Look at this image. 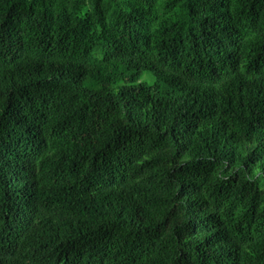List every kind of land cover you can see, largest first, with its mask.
<instances>
[{"label":"trees","instance_id":"obj_1","mask_svg":"<svg viewBox=\"0 0 264 264\" xmlns=\"http://www.w3.org/2000/svg\"><path fill=\"white\" fill-rule=\"evenodd\" d=\"M0 264H264V0H0Z\"/></svg>","mask_w":264,"mask_h":264},{"label":"rangeland","instance_id":"obj_2","mask_svg":"<svg viewBox=\"0 0 264 264\" xmlns=\"http://www.w3.org/2000/svg\"><path fill=\"white\" fill-rule=\"evenodd\" d=\"M151 77V73L147 72V73H143L141 75V77L139 78L138 82L139 83H147L150 84L152 82V80L150 79Z\"/></svg>","mask_w":264,"mask_h":264}]
</instances>
